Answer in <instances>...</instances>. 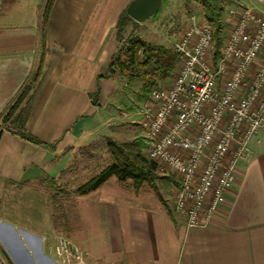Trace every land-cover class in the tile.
Here are the masks:
<instances>
[{
  "label": "crops",
  "instance_id": "obj_1",
  "mask_svg": "<svg viewBox=\"0 0 264 264\" xmlns=\"http://www.w3.org/2000/svg\"><path fill=\"white\" fill-rule=\"evenodd\" d=\"M16 1L0 2V19ZM24 1L30 10L0 20V113L42 57L26 128L53 147L7 131L0 138V264H59L60 236L83 249L82 264H264V131L251 139L249 159L240 162L208 225L186 226L175 189L165 204L148 185L135 189L116 177L85 194L77 192L80 184L58 202L50 185L76 172L78 145L93 134L118 87V79L100 76L118 48L117 23L131 0H55L44 46L47 0ZM98 87L95 106L90 94ZM158 172L162 178L169 171Z\"/></svg>",
  "mask_w": 264,
  "mask_h": 264
},
{
  "label": "built area",
  "instance_id": "obj_2",
  "mask_svg": "<svg viewBox=\"0 0 264 264\" xmlns=\"http://www.w3.org/2000/svg\"><path fill=\"white\" fill-rule=\"evenodd\" d=\"M230 13L236 18L216 60L213 24H187L170 82L153 87L139 111L144 151L172 175L175 209L189 228L211 222L249 159L251 139L264 131V0ZM54 251L59 264L84 262L66 236Z\"/></svg>",
  "mask_w": 264,
  "mask_h": 264
},
{
  "label": "trees",
  "instance_id": "obj_3",
  "mask_svg": "<svg viewBox=\"0 0 264 264\" xmlns=\"http://www.w3.org/2000/svg\"><path fill=\"white\" fill-rule=\"evenodd\" d=\"M168 1L163 0L162 6L153 16L154 19H157L159 13L168 4ZM200 1L204 8L206 19L214 26V60H216L223 42L220 36V30L223 26L221 20L223 0ZM54 2L55 0L46 1L41 26L42 46L45 45L47 40V21ZM128 25L132 27L129 33H127ZM138 25L139 23L126 10L121 13L117 23L119 45L107 72L100 77L113 80L123 77L129 84L138 81L142 82L137 99L143 102L149 97L152 88L157 86L160 80L170 79L173 76L179 62V53L173 47L152 43L139 36L134 31ZM125 33H127V36ZM41 77L42 57L20 90L10 100L4 111L0 113V138L7 131L33 143L53 147L41 141L26 128ZM90 97L92 103L95 106H99V87L94 93L90 94ZM144 145L142 137L123 143L109 140L110 162L98 173L82 183L77 188V192L80 194L88 193L100 187L111 177H116L120 181L131 180L135 189L148 185L155 191L159 199L167 204L158 185V180L161 176L158 172L157 164L145 154Z\"/></svg>",
  "mask_w": 264,
  "mask_h": 264
},
{
  "label": "rangeland",
  "instance_id": "obj_4",
  "mask_svg": "<svg viewBox=\"0 0 264 264\" xmlns=\"http://www.w3.org/2000/svg\"><path fill=\"white\" fill-rule=\"evenodd\" d=\"M170 1L159 13L157 19H154L153 15L146 21L139 22L134 31L147 41L174 48L189 22H201L206 17L200 0ZM251 3L252 0H223L221 16L223 26L220 30L223 40L236 18V15L230 13V10H237L241 5ZM26 9L27 2L24 0L9 2L5 7L6 17L0 20L13 21L16 14L23 13ZM131 29V25H128L127 33ZM127 33H125L126 36ZM169 82L170 79L160 80L159 84H168ZM141 84L140 81L129 84L123 77L118 78V87L114 98L108 107L100 113L97 123L92 128L93 134L78 145L74 161V166H77L76 172L69 177L62 176L54 186L50 185L54 196L58 197V202H62L65 194L73 192L77 186L84 183L93 174L98 173L110 162L109 140L123 143L141 137L139 111L142 103L137 99ZM165 173L159 184L165 198L170 203L173 198L172 192L176 186L172 175L169 172Z\"/></svg>",
  "mask_w": 264,
  "mask_h": 264
},
{
  "label": "water",
  "instance_id": "obj_5",
  "mask_svg": "<svg viewBox=\"0 0 264 264\" xmlns=\"http://www.w3.org/2000/svg\"><path fill=\"white\" fill-rule=\"evenodd\" d=\"M163 0H131L127 13L137 22H144L162 6Z\"/></svg>",
  "mask_w": 264,
  "mask_h": 264
},
{
  "label": "flooded vegetation",
  "instance_id": "obj_6",
  "mask_svg": "<svg viewBox=\"0 0 264 264\" xmlns=\"http://www.w3.org/2000/svg\"><path fill=\"white\" fill-rule=\"evenodd\" d=\"M5 1L7 2V1H9V0H0V2H5Z\"/></svg>",
  "mask_w": 264,
  "mask_h": 264
}]
</instances>
